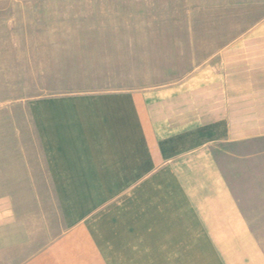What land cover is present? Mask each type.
<instances>
[{
  "label": "crops",
  "instance_id": "0c3cea01",
  "mask_svg": "<svg viewBox=\"0 0 264 264\" xmlns=\"http://www.w3.org/2000/svg\"><path fill=\"white\" fill-rule=\"evenodd\" d=\"M184 15L170 87L39 102L35 147L32 126L0 123V264H191V246L253 243L240 198L264 178L224 166L264 147V0Z\"/></svg>",
  "mask_w": 264,
  "mask_h": 264
},
{
  "label": "rangeland",
  "instance_id": "374dc122",
  "mask_svg": "<svg viewBox=\"0 0 264 264\" xmlns=\"http://www.w3.org/2000/svg\"><path fill=\"white\" fill-rule=\"evenodd\" d=\"M184 1L0 0L1 125L32 126L35 147L36 122L29 110L39 102H71L76 89L152 92L170 87L169 74L173 79L182 75L184 64L163 56L173 54L168 46L185 44ZM126 79L128 85L119 84ZM256 156L249 161L241 156L224 168L235 178L255 172L263 179L264 147ZM165 199L167 209L185 213L183 204ZM240 200L253 243L191 246V264H264L263 181H257L255 196ZM49 206L50 221H55L54 197ZM194 208L203 209L198 203Z\"/></svg>",
  "mask_w": 264,
  "mask_h": 264
}]
</instances>
